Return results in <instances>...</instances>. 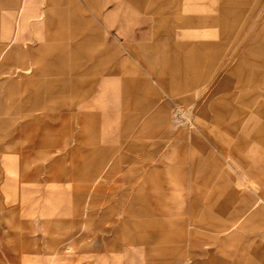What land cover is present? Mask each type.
<instances>
[{
  "label": "rangeland",
  "instance_id": "374dc122",
  "mask_svg": "<svg viewBox=\"0 0 264 264\" xmlns=\"http://www.w3.org/2000/svg\"><path fill=\"white\" fill-rule=\"evenodd\" d=\"M43 1L34 9H47L56 0ZM257 1L225 5L230 6L226 13L209 9L161 15L133 8L108 13L126 19L127 25L117 23L111 31L126 35L127 45L170 49L178 44L179 51H186L194 42L213 44L208 48L210 70L191 87H182L184 78L172 79L168 73L158 84L118 45L119 55L113 52L104 65L117 63L124 69L114 87L126 105H93L97 86L84 96L81 87L75 98L61 93L53 103L56 109L76 99L92 105L69 110V127H64L69 131H48L50 138L58 136L59 146L53 150L39 146L29 156L20 154L30 131L13 138L21 115L0 110V264H264V199L257 195L264 181V77L260 63H255L258 55L264 56L256 46L264 29V0ZM16 2L18 6L21 0ZM12 8L9 0H0V18L9 16ZM220 16L222 24L211 20ZM12 22L15 25V17ZM108 28L104 30L111 38ZM186 29L212 30L215 37L170 36ZM221 30L230 38L221 37ZM246 31L247 45L235 41ZM246 49L247 60L240 62ZM216 51L218 56L213 55ZM231 52L234 56L227 60ZM136 91L152 95L154 109L165 105L173 113L177 122L169 120V133L143 118L124 119L132 112ZM29 96L34 100L35 95ZM212 157L220 165L211 163ZM201 160L207 165L192 170L191 164ZM208 171L221 174L237 191L239 202L247 192L245 215L229 231L217 234L207 230V223L227 221L220 208L232 211L240 203L229 199L228 191L216 189V183L202 184L199 176ZM193 197L199 214L195 219L205 213L208 221L182 231L181 217ZM152 205L166 214H155ZM151 220L162 225L158 232Z\"/></svg>",
  "mask_w": 264,
  "mask_h": 264
},
{
  "label": "crops",
  "instance_id": "0c3cea01",
  "mask_svg": "<svg viewBox=\"0 0 264 264\" xmlns=\"http://www.w3.org/2000/svg\"><path fill=\"white\" fill-rule=\"evenodd\" d=\"M9 1L13 7L8 13L10 17L0 18V110L6 114L21 115V121L11 132L14 138L30 131L28 143L20 149V154L29 156L39 146H46L49 150L57 148L59 145L56 137L58 136L50 138L47 135L48 131L57 134L60 128L69 127L68 120L71 115L69 110L74 105H78L81 109L89 108L92 105L91 101L76 99L74 102L73 100L63 102L56 109L53 103L61 93L71 94L75 98L79 96L81 87H85L84 96L92 94L93 87L97 86L99 91L92 95L93 105H104L109 108L126 105L127 101L119 96L114 87L116 86L114 79L123 74L124 69L117 63L112 64L109 68L104 65V62L112 57L113 52L118 53V45L128 55L139 61V66L144 68L150 81L153 80L158 84L163 81V74L168 73L172 79L183 77L182 87H191L193 82L197 83L199 77L205 76L206 72L210 70L208 65L211 57L208 48L213 44L194 42L186 51H179L181 46L178 44L170 46V49L165 48L169 51L161 49L159 44L127 45L125 43L126 35L111 31V27L113 28L117 23L127 25L126 19L119 20L108 13L117 10L127 11L129 8L161 15L179 10L208 11L209 9H219L226 13L230 12V6L225 8L227 7L225 5H234L240 0H56L50 3L47 9L38 10L34 9V4H42L43 0H21L18 6H16V0ZM243 1L247 3V0ZM257 2L260 4L262 0ZM257 4L251 9L250 15L254 13ZM14 17L16 22L15 25H12ZM33 18H38V20L32 21ZM211 20L217 24L224 22V18L221 16ZM169 25L172 24L169 23ZM218 26L224 27L225 25ZM107 27H109L108 32H110L111 38L104 30ZM63 29H66L67 32L61 34ZM261 31L258 34L259 42L256 46L264 54V29ZM138 35L140 37L142 32H138ZM220 35L226 40L230 38V34L225 30H221ZM170 36L191 40L213 38L215 33L205 29L200 31L186 29L176 33L171 32ZM235 41L247 45V31L235 37ZM95 42H98V45L93 46ZM141 49L145 51L141 52ZM217 53L219 54L216 51L213 55L218 56ZM233 53H229L227 60L233 58ZM118 55L119 53L116 54V56ZM80 56L84 58L83 63L77 61ZM245 60H247V49L239 56L240 62ZM256 62L260 63V76L264 77V56L258 55ZM239 69L240 64L235 68V71H239ZM189 73L192 75L189 76ZM134 78L133 76L130 80L133 81ZM29 95H35L34 100H31L32 96ZM49 103L52 106H49ZM153 104L152 95L143 97L142 92L137 93L136 91L132 112L126 113L123 117L125 120L143 118L145 123L158 124L164 134L169 133V120L173 121V113L171 114L165 105H159L154 109ZM245 105L247 108V103ZM223 109L224 107L220 108L222 111ZM35 110H40V113L34 115L33 111ZM59 117L63 119L62 122L57 121ZM48 119L50 122L47 121ZM176 122L173 121V123ZM69 129L64 128L67 131ZM176 132L179 133L180 128H177ZM245 133L247 135V130ZM176 138L178 137H174V139ZM217 150L223 155L219 148ZM210 161L217 166L221 163L216 157H212ZM204 165H207V161L203 160L192 163L190 167L192 170H198ZM249 167L253 168L250 165ZM251 171L254 170L251 169ZM244 172L247 174V163L244 164ZM204 175L206 176L204 177ZM199 179L202 184L206 185L216 183L214 186L216 189L228 191L229 199L239 202L237 191L231 188L230 183L225 181L221 174L216 175V172L208 171L200 174ZM260 185L257 195L259 199H264V181L260 182ZM239 203V206L232 211L225 205L220 208V212L228 215L227 221L216 220L207 223L205 213L197 220L195 219L199 214L193 197L184 208L181 217L182 231L189 229L192 224L201 225V223L205 225L207 223V230L215 234L229 231L248 209L247 192ZM152 207L155 206L152 205ZM154 213L166 214L156 207ZM151 222L153 231L158 232L162 225H157L152 220ZM182 235L181 233L180 236Z\"/></svg>",
  "mask_w": 264,
  "mask_h": 264
}]
</instances>
